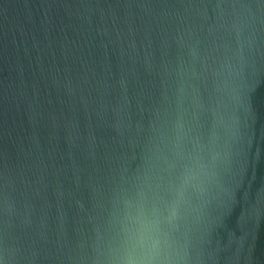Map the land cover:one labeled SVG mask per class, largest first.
Returning a JSON list of instances; mask_svg holds the SVG:
<instances>
[{
  "label": "water",
  "instance_id": "water-1",
  "mask_svg": "<svg viewBox=\"0 0 264 264\" xmlns=\"http://www.w3.org/2000/svg\"><path fill=\"white\" fill-rule=\"evenodd\" d=\"M0 264H264V0H0Z\"/></svg>",
  "mask_w": 264,
  "mask_h": 264
}]
</instances>
